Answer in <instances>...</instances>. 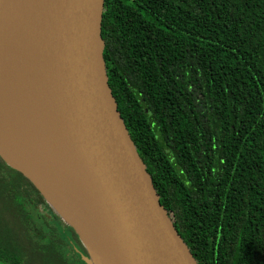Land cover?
<instances>
[{
	"label": "trees",
	"instance_id": "16d2710c",
	"mask_svg": "<svg viewBox=\"0 0 264 264\" xmlns=\"http://www.w3.org/2000/svg\"><path fill=\"white\" fill-rule=\"evenodd\" d=\"M109 85L198 264H264V0H105ZM0 264H93L0 158Z\"/></svg>",
	"mask_w": 264,
	"mask_h": 264
},
{
	"label": "water",
	"instance_id": "95a60500",
	"mask_svg": "<svg viewBox=\"0 0 264 264\" xmlns=\"http://www.w3.org/2000/svg\"><path fill=\"white\" fill-rule=\"evenodd\" d=\"M104 2L0 0V133L8 143L0 158L75 229L93 264H105L94 240L102 229L117 264H198L160 202L109 85ZM42 122L48 133L36 140ZM52 147L64 149L74 172L30 159ZM89 200L103 211L91 229V246L65 216L81 212L89 220Z\"/></svg>",
	"mask_w": 264,
	"mask_h": 264
},
{
	"label": "bare ground",
	"instance_id": "6f19581e",
	"mask_svg": "<svg viewBox=\"0 0 264 264\" xmlns=\"http://www.w3.org/2000/svg\"><path fill=\"white\" fill-rule=\"evenodd\" d=\"M14 2H18L21 0H12ZM31 55L33 58V74H34V80L37 83V89L38 91H41V87H40V80H39V71H38V60L36 58V56L33 54V51L31 50ZM65 114H62L59 118H57L55 121H53V124L58 123L60 121H62L64 119ZM48 133L47 130V123L42 122L40 125V132L37 135V137H35L36 140H42L43 138H45L46 134ZM7 142L6 139L3 137V135L0 133V149L2 151H6L7 150ZM9 146V145H8ZM51 147V145L49 146ZM64 149L62 148V150H60L57 147H52V148H48L47 151L43 154V153H36L33 152V154H31V158L30 159H47L49 160L50 164L58 169V170H67L68 172L72 173L75 170V165L73 164L72 161H70V159H68L66 157V155L63 153ZM89 203L91 204L93 210L91 212H87V216L89 217V220L84 217L82 215V213L80 212H75L74 214L72 212H65V216L67 217V219H69L70 221L73 222V224L80 230L81 234L83 235V237L85 238V240H89V245H92V240H91V244H90V239L93 237L92 235V227L95 226V220H97L99 218V214H102L103 211L100 208V205L98 203L97 200H89ZM136 227L137 225H135L133 231H132V235H131V239L129 241V244H131L134 240H135V231H136ZM98 235V236H97ZM95 242L96 245L98 247L101 248V253H102V259L105 262V264H117L115 257L113 256V252H112V246H110L108 244V242H106V230L102 229L101 232L98 231L95 235ZM140 264H144V263H140Z\"/></svg>",
	"mask_w": 264,
	"mask_h": 264
}]
</instances>
